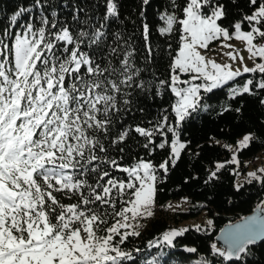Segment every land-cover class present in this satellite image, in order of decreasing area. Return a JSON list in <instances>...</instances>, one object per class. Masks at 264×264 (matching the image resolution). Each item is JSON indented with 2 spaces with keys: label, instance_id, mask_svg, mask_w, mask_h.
<instances>
[{
  "label": "snow or ice",
  "instance_id": "6c2138e0",
  "mask_svg": "<svg viewBox=\"0 0 264 264\" xmlns=\"http://www.w3.org/2000/svg\"><path fill=\"white\" fill-rule=\"evenodd\" d=\"M104 3L106 14L96 24L90 22L86 8L73 3L72 20L87 28L58 19L56 0H32L30 6H19L7 24H0V264H136L133 252L141 250L128 251L121 245L141 235L139 219L153 216L158 185L188 146L180 139L183 125L211 107L206 97L214 90L226 88L229 100L264 90V0H247L250 14L240 9V19L230 25L223 23L228 11L221 0L182 4L171 0L179 14L163 15L166 26L159 31L178 33L177 48L168 44L167 75L156 78L153 94L174 97L171 114L165 108L155 122L149 121V128L127 124L117 130L134 104L126 89L133 88L134 77L144 69L135 67L131 51L119 67L113 65L110 57L117 48L107 46L105 51L106 29L110 18H119L118 4ZM245 24L248 30L242 29ZM150 35L144 24L146 63L160 55L148 43ZM233 39L245 44L253 67L244 65L236 52L227 55L233 61L239 57L242 70L202 54L214 41L231 48L226 42ZM246 73L259 74V79L233 86L231 82ZM135 87L147 90L142 80ZM260 103L264 105V99ZM230 110L239 113L241 107L223 108ZM133 133L145 138L140 146L149 156L155 149H167L166 158L154 165L140 157L123 166L127 142L136 139ZM252 140L251 134L245 135L237 148H247ZM226 147L231 151L230 145ZM113 150L120 155L112 156ZM231 162L238 163L235 155ZM224 167L217 164L210 179ZM114 172L125 173L126 178H117ZM258 172L249 173L246 183L264 186V168ZM242 187L236 185V190ZM65 199L73 202L64 203ZM257 208L264 213V201ZM207 223L211 226L212 221ZM186 231L170 230L150 247H175L176 238ZM223 239L226 247L212 243L211 254L222 258L220 264L242 261L251 254L250 246L264 241V215L230 227ZM184 250L197 253L194 247ZM146 264H160V259L153 257ZM201 264L213 262L203 259Z\"/></svg>",
  "mask_w": 264,
  "mask_h": 264
},
{
  "label": "trees",
  "instance_id": "16d2710c",
  "mask_svg": "<svg viewBox=\"0 0 264 264\" xmlns=\"http://www.w3.org/2000/svg\"><path fill=\"white\" fill-rule=\"evenodd\" d=\"M66 2L67 7L64 6L63 0H56L55 10L58 19L73 27L87 28V25L77 24L72 20L73 3L88 10L92 24H96L106 14L104 0H66ZM115 2L118 4L119 18H110L108 21L105 51L107 52V46L117 48V53L110 57L116 67L120 66V60L125 53L131 51V60L134 61L135 67L144 69L138 77H134V81L135 83L144 81L147 88L146 91H142L136 88L134 83L133 88L126 89L132 93L129 99L134 100V104L124 115L123 120L117 124V130L127 124L133 126L139 124L149 128L151 127L149 121L155 122L163 109L167 108L171 114L170 101L174 97L170 93H165L163 97L153 98V94L157 84L156 78L164 79L167 75L168 44L172 45V49H176L179 36L175 32L160 34L159 29L166 26L161 17L171 12L179 14V10L171 7V0H149L147 5H144L142 0H115ZM221 2L228 11V18L223 21L225 25L240 19V9L250 14L247 0H238L236 4L231 0H221ZM31 3L32 0H0V24H7L19 6L27 7ZM178 3L182 4L183 0H178ZM79 17L84 20L85 13H79ZM144 24L149 26L151 32L148 43L160 53L152 63L145 61L148 51L143 37ZM175 27L176 25L174 29ZM242 29L248 30L246 24L242 25ZM117 33L120 34L118 39ZM248 78L257 80L259 74L247 73L234 82L236 85H242ZM256 91L258 95L244 94L236 100H229L226 88L214 90V94H209L210 98L206 97L211 107L207 111L193 114V117L183 125L180 139L182 142H188V146L182 151L176 166L170 167L163 183L158 185L160 190L157 192L153 216L144 221L139 237H130L125 245H121L128 251L134 248L141 250L139 253L133 252L136 256V264H146L153 257L159 258L160 264H201L203 259L211 260L213 264H220L222 258L213 256L210 247L219 229L249 214L264 199V186L257 181L244 182L243 187L239 191L236 190L234 185L236 168L231 162L233 150L230 151L226 147V145H234L244 135L253 136L247 148L235 152L241 169L244 168L245 161L246 163L254 161L255 156L264 150V105L260 103L261 99H264V90ZM226 106L232 109L241 107V112L237 113L234 110L225 112L223 108ZM133 136L136 139L127 142L124 158L120 161L123 166L135 164L140 157L150 160L154 165H159L166 158L167 149H155L153 155L149 156L148 149L140 146L145 142V138L135 133ZM168 136L171 139V134ZM160 140L159 136L155 138L156 143ZM111 155L118 157L120 154L113 150ZM221 163L225 167L217 172L216 179H210L211 173L216 171V165ZM113 175L117 178H126L125 173L114 172ZM182 198L187 201L185 210L168 212L164 209L167 202ZM63 202L73 201L65 199ZM202 211H205L212 221L210 228L206 227L200 231L188 228V231L176 238L174 241L176 246L172 248L150 247V243L159 238L171 225L194 217ZM185 247H194L197 253H188L184 250ZM250 247L251 254L245 256L242 261H223V264H264V241Z\"/></svg>",
  "mask_w": 264,
  "mask_h": 264
},
{
  "label": "rangeland",
  "instance_id": "374dc122",
  "mask_svg": "<svg viewBox=\"0 0 264 264\" xmlns=\"http://www.w3.org/2000/svg\"><path fill=\"white\" fill-rule=\"evenodd\" d=\"M221 43H222V41L212 42L209 45L210 50H202V54L205 55V57L207 59L214 60L215 62L220 63V64H231L233 69L239 67L242 70L243 65L241 64L239 57H237V59L235 61H233L227 55V53H229V52H236V53H239V55L243 56V58H244L243 64L244 65H247L250 68L254 66L253 61L251 59H249V53L246 51V46L243 42L235 40V39L226 42V43H229L232 45L231 48L221 47L220 46ZM256 62H261V61L259 60V58H257ZM231 83L234 84L235 86H242L243 85V84L242 85H236L235 82H231ZM244 136L240 137L234 145H231V149L233 150L232 156L235 155L236 150H238V148H237L238 142L240 140H242ZM234 164H235V168H236L234 185L236 187V185H242L244 182H246L249 179V177H248L249 173L257 172L258 175L261 174L258 172V170L264 168V150L255 156L254 161L252 160L250 163H248V162L246 163V161H245V163H244L245 165H244L243 169L239 168L238 163H234ZM262 201H264V199ZM186 208H187V201L183 198L169 201L164 206V209L168 212L183 211ZM154 209H155V205L152 209L153 214H154ZM262 214L264 215V213H262ZM147 218H149V217L141 218L136 222L138 225L137 226L138 231H140L142 229L144 221ZM209 220H210V218L207 216L206 212L202 211L194 217H191L187 220H183V221L179 222L178 224L171 225L169 228L166 229L165 232H163L159 236V238L155 239L154 241L162 238L163 234L170 231V230H183V229H188V228L196 229L197 226H199L200 229H204L206 227L210 228V226L207 223ZM218 247H222V246H218Z\"/></svg>",
  "mask_w": 264,
  "mask_h": 264
},
{
  "label": "water",
  "instance_id": "95a60500",
  "mask_svg": "<svg viewBox=\"0 0 264 264\" xmlns=\"http://www.w3.org/2000/svg\"><path fill=\"white\" fill-rule=\"evenodd\" d=\"M258 204L255 206V208L252 210V212H250L249 214L245 215L244 217L232 222V223H228L223 225L219 231L217 232V234L214 237V243H216L218 246H222V247H226L225 241L223 239L225 233L228 232L229 228L242 223L246 218H251L253 216H256L257 214L263 215L262 213H258V208H257ZM259 243V242H258Z\"/></svg>",
  "mask_w": 264,
  "mask_h": 264
}]
</instances>
